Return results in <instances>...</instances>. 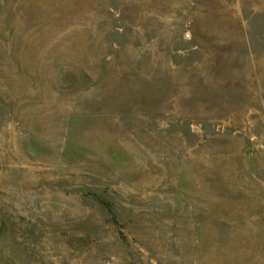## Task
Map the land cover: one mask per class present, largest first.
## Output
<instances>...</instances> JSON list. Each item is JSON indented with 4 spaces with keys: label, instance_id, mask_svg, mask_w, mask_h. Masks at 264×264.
I'll use <instances>...</instances> for the list:
<instances>
[{
    "label": "rangeland",
    "instance_id": "rangeland-1",
    "mask_svg": "<svg viewBox=\"0 0 264 264\" xmlns=\"http://www.w3.org/2000/svg\"><path fill=\"white\" fill-rule=\"evenodd\" d=\"M0 264H264V0H0Z\"/></svg>",
    "mask_w": 264,
    "mask_h": 264
}]
</instances>
